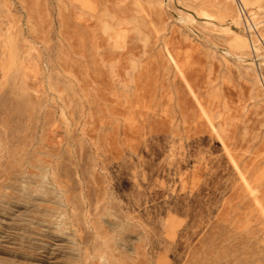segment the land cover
Instances as JSON below:
<instances>
[{
    "label": "rangeland",
    "instance_id": "374dc122",
    "mask_svg": "<svg viewBox=\"0 0 264 264\" xmlns=\"http://www.w3.org/2000/svg\"><path fill=\"white\" fill-rule=\"evenodd\" d=\"M0 264H264V0H0Z\"/></svg>",
    "mask_w": 264,
    "mask_h": 264
}]
</instances>
